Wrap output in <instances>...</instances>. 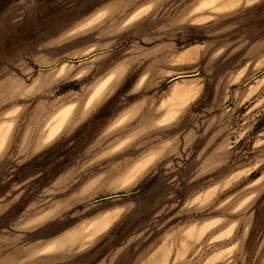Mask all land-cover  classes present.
<instances>
[{
  "label": "rangeland",
  "instance_id": "374dc122",
  "mask_svg": "<svg viewBox=\"0 0 264 264\" xmlns=\"http://www.w3.org/2000/svg\"><path fill=\"white\" fill-rule=\"evenodd\" d=\"M0 264H264V0H0Z\"/></svg>",
  "mask_w": 264,
  "mask_h": 264
},
{
  "label": "bare ground",
  "instance_id": "6f19581e",
  "mask_svg": "<svg viewBox=\"0 0 264 264\" xmlns=\"http://www.w3.org/2000/svg\"><path fill=\"white\" fill-rule=\"evenodd\" d=\"M105 84H100V86L97 88V89H95V91H94V94L91 96V98L92 99H95V97H97V95L99 94V92L101 91V89L103 88V86H104ZM87 104H89V103H87ZM53 119L54 120H58V122H59V115H56V116H54L53 117ZM61 122V121H60ZM57 123V122H56ZM61 125V124H60ZM59 127V124L58 125H54V126H52V128L49 130V132H48V134H47V136H46V140L47 139H50L51 137H53L54 135H55V133H56V130H57V128ZM90 235V234H89Z\"/></svg>",
  "mask_w": 264,
  "mask_h": 264
},
{
  "label": "water",
  "instance_id": "95a60500",
  "mask_svg": "<svg viewBox=\"0 0 264 264\" xmlns=\"http://www.w3.org/2000/svg\"><path fill=\"white\" fill-rule=\"evenodd\" d=\"M179 76H182V75H179Z\"/></svg>",
  "mask_w": 264,
  "mask_h": 264
}]
</instances>
